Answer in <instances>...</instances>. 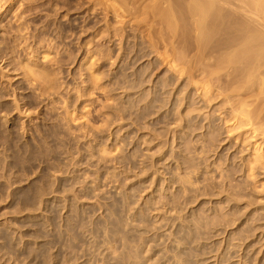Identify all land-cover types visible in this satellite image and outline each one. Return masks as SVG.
Returning <instances> with one entry per match:
<instances>
[{"label": "rangeland", "instance_id": "374dc122", "mask_svg": "<svg viewBox=\"0 0 264 264\" xmlns=\"http://www.w3.org/2000/svg\"><path fill=\"white\" fill-rule=\"evenodd\" d=\"M91 1L0 12V264H264L262 139L232 131L264 101L226 36L204 49L165 0Z\"/></svg>", "mask_w": 264, "mask_h": 264}, {"label": "bare ground", "instance_id": "6f19581e", "mask_svg": "<svg viewBox=\"0 0 264 264\" xmlns=\"http://www.w3.org/2000/svg\"><path fill=\"white\" fill-rule=\"evenodd\" d=\"M92 1L94 2L95 0H92ZM96 1H95V3H96ZM127 1H129V0H127ZM131 1H133V0H131ZM159 1H161V3H162V1L164 2V0H159ZM6 2H7V0H0V12L5 9ZM117 2H118V0H117ZM122 2H124V0ZM143 2H144V0H143ZM165 2L168 3L166 5L167 9H169V7H173L172 10H174L173 12H171V14L169 12V11H171V8H170L169 11H167L166 14H168V12H169V14L171 16H169V15L166 16L164 14L166 19L170 18V20H167L168 22H170V25L173 22H175L174 19H173V17L175 16L174 12L177 13V11H179V10H180V12H179L180 14L177 13L178 15H181V14L183 15V13H181V12L185 11V9L187 8L188 10H186V11H188L189 17H190L191 13L193 14V15L191 14V16H193L194 18H195V16H196V18H198L197 16H199V18L195 19V21L196 20L200 21V23H198V21H196V22H197V25H198L197 28L201 29L200 31L202 32L203 40L202 39L200 40L201 34H199L200 38H198V39L200 41L197 40V43H199V42L202 43V41H203V43H204V41L205 42L208 41L209 43H212V42H210L211 37H213L214 35H217V34L220 35V36L222 35L223 37L226 36L225 38H223L222 36L218 37V35L216 37L214 36V38H216V40L214 38H212V41H215V42L216 41L219 42V40L221 38H223L222 42L220 41L221 44H223V45H221L222 47L220 46V43H214L213 42V44H215V46H216V44L217 45L219 44L215 48L217 51L218 50L220 51L222 49L221 51H223L224 54H226V55L223 56L221 62H225V63L230 64L231 66H233V69H234L235 73L237 71L238 72V76H241L243 78V80L245 81V83H247V84L248 83H255L258 86L257 90H259L260 91L259 93L261 94V95H259V97L262 96L263 97L262 100L264 101V96H263L264 95V0H189V1L187 0L186 2L185 1L182 2V0H165ZM127 3L128 2H126L125 4H127ZM129 3H130V1H129ZM134 3H135V1H134ZM155 3H154V6L156 5ZM97 4H99V3H97ZM111 4L114 5L115 2H113ZM111 4L110 5L107 4V5H109L108 7H111L112 6ZM118 4H120V3H118ZM131 4H133V3H131ZM129 5H124V6L130 7ZM140 5H142V4H140ZM160 5L161 4H159V5L157 4V6L159 8H160ZM95 6H96V4H95ZM116 6H118V5H116ZM131 6H133V5H131ZM179 6H182L183 7L182 9H184V10H181V8L177 9V7H179ZM118 7H120V6H118ZM137 7H138V5H137ZM122 8H124V7H122ZM133 8H135V7H133ZM157 8H156V10H159ZM175 8H176V10H175ZM161 9H162V6H161ZM189 11H190V14H189ZM172 13H173V15H172ZM177 14H176V16H177ZM171 19L173 20V22H171ZM172 25H174V24H172ZM219 33H221V34H219ZM217 38H220V39L218 40ZM225 41H227V45H229V46L224 45ZM206 43H204L205 44L204 45V49H205V47L209 46V45L206 46ZM223 46H225V47L227 46L226 48L231 47L232 52H231L230 49H228V50H230L229 52H231V53H228L227 49L225 47H223ZM1 47H0V54L4 50V48L2 49ZM223 48L226 50V53H225V50H223ZM212 49H214V46L212 47ZM213 52L216 53L215 51H213ZM3 57H5V56H3ZM1 58H2V56L0 55V60L4 59V58L3 59H1ZM210 59H211V57H210ZM214 61H212V62H214ZM27 62L29 63V65H31L30 64L31 62H29V60ZM28 63H26V64L24 63L23 66L28 65ZM225 63H224V65H225ZM33 65L32 66H28L29 68L32 67V69L29 70L31 72V76L33 75V72H34L35 76H36V74H39L42 78L46 77L43 70L39 71V72L38 71L37 72L34 71L35 70L34 67H38L37 66V65H39L38 63L35 64L34 66ZM215 65H216V63H215ZM219 65L220 64H217V66H219ZM220 66H222V63H221ZM226 66H224V67H226ZM227 67H229V65ZM26 69H27V67H26ZM29 71H27V72H29ZM24 74L27 75L26 70H25ZM233 75H234V73H233ZM23 76L25 77V75H23ZM235 77H236V75H235ZM35 79H36V77H35ZM239 80H241V78ZM238 83H239V81H238ZM232 84H233V82H232ZM239 85L241 86V84H239ZM224 87H222V88H224ZM255 90H256V88H255ZM0 93H1V91H0ZM240 93H242V92L240 91ZM240 93H239V95H240ZM229 95H228V97H229ZM0 96L2 97V93H1ZM245 96H247V95H245ZM0 100H1V98H0ZM241 100H240L241 101L240 103L238 102L239 105L236 102V104L238 106L235 105V107L232 108L233 109V118L236 120V126H235V128L232 127L233 128L232 131L234 133L235 130L236 131L239 130L240 134L238 133V135H251V137H254V138L255 137H260L262 139V141L260 140L261 143H260L259 146H257V144L256 145L253 144L254 145L253 146V150L254 151L256 150V152H253L254 156H255V160L253 159L254 162L252 161L254 163V164H252V166H253V165H255V162H262V160H264V152L261 151L264 148V146H263V144H264V114L263 113L264 112L262 113L263 116H260V113H259L258 109L261 106H258L259 104H257V107L255 106L256 108L249 109L248 106H250V105H248L246 103L245 98L241 99ZM1 104H0V106H1ZM1 108H2V106H1ZM234 122L235 121H233V123ZM246 137H243V140ZM248 139H249V142H250L251 139L249 138V136H248ZM246 141H247V138H246ZM262 146H263V148H262ZM251 156H252V154H251Z\"/></svg>", "mask_w": 264, "mask_h": 264}]
</instances>
